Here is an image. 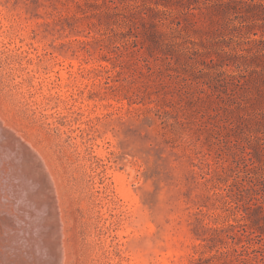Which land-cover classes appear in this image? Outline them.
I'll return each instance as SVG.
<instances>
[{
	"label": "rangeland",
	"instance_id": "rangeland-1",
	"mask_svg": "<svg viewBox=\"0 0 264 264\" xmlns=\"http://www.w3.org/2000/svg\"><path fill=\"white\" fill-rule=\"evenodd\" d=\"M0 110L65 264H264V0H0Z\"/></svg>",
	"mask_w": 264,
	"mask_h": 264
},
{
	"label": "bare ground",
	"instance_id": "bare-ground-1",
	"mask_svg": "<svg viewBox=\"0 0 264 264\" xmlns=\"http://www.w3.org/2000/svg\"><path fill=\"white\" fill-rule=\"evenodd\" d=\"M33 147L0 110V264L68 258L63 189Z\"/></svg>",
	"mask_w": 264,
	"mask_h": 264
}]
</instances>
